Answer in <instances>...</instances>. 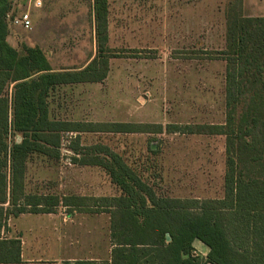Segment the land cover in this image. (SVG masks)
I'll list each match as a JSON object with an SVG mask.
<instances>
[{"label": "trees", "instance_id": "16d2710c", "mask_svg": "<svg viewBox=\"0 0 264 264\" xmlns=\"http://www.w3.org/2000/svg\"><path fill=\"white\" fill-rule=\"evenodd\" d=\"M11 11V0H0V219L53 213L60 205L70 212L73 206L90 210L85 197L26 191L31 158L57 162L62 133L220 135L225 138L220 198L164 194L147 169L102 144L80 149L78 136L71 145L72 161L99 167L118 191L116 196L92 199L95 209L110 214L109 264H264V16H244L242 0L228 1L225 46L219 53L225 61L224 122L163 128L72 122L50 112L56 87L106 78L109 59L116 56L106 48L108 0H93L97 54L80 71H52L39 49L18 51L11 46ZM6 203L9 207L4 208ZM195 241L207 247L203 258L194 254Z\"/></svg>", "mask_w": 264, "mask_h": 264}, {"label": "rangeland", "instance_id": "374dc122", "mask_svg": "<svg viewBox=\"0 0 264 264\" xmlns=\"http://www.w3.org/2000/svg\"><path fill=\"white\" fill-rule=\"evenodd\" d=\"M228 1L109 0L108 44L116 56L110 58L107 79L88 91L92 96L88 97L86 108L76 100L78 111L56 116L95 125L127 123L166 128L169 124H222L225 61L219 53L225 46ZM11 3L14 14L26 10L25 0H11ZM91 5V0H74L76 12L84 17L88 27L91 26ZM28 33L19 28L18 32L9 29L19 48ZM91 52L90 48L74 50V63ZM77 136L80 149L102 144L147 169L156 179V189L164 194L199 199L222 196L224 136L165 131L62 133L57 162L38 156L31 158L26 191L85 197L84 204L90 210L71 207L70 212L60 205L54 211L55 216L30 214L26 217L72 216L78 238L74 242V255L81 260L78 264L90 257L97 260L92 264L107 263L111 251L110 214L104 209H95L92 199L116 196L118 191L99 167L73 163L71 145ZM65 241L62 244L68 243ZM194 251L203 258L207 247L195 241ZM44 256L39 253V258Z\"/></svg>", "mask_w": 264, "mask_h": 264}, {"label": "crops", "instance_id": "0c3cea01", "mask_svg": "<svg viewBox=\"0 0 264 264\" xmlns=\"http://www.w3.org/2000/svg\"><path fill=\"white\" fill-rule=\"evenodd\" d=\"M25 1L27 4L26 10L17 11V13L29 12L31 29L26 31L9 24V29L11 28L13 31L18 32L19 28L22 31L29 32L28 37L24 38L25 42L22 43L21 41L19 43L20 48L17 41L8 34L9 44L18 51H21L23 47L39 49L48 61L52 71L55 72L84 69L97 54L93 0H91L90 27L86 26V21L83 22L84 17L79 15L80 12H76L77 7L74 8V0H40L41 5L39 7H34L29 0ZM109 4L108 0V17ZM242 12L244 16H264V0H242ZM11 13H14V11L12 10ZM107 30L109 31V27ZM118 32L121 37L123 31ZM108 43L109 33L106 48L111 51L112 47ZM88 48L92 49L91 55L74 63V50H86ZM107 76L102 82L98 83L67 84L56 87L50 97V112L55 115L74 114L75 111L79 110L77 109L76 100L86 108L87 99L92 96L88 91L93 89L95 85L103 84ZM66 121L74 122V120ZM41 194H44V192ZM3 206L4 208L9 207L8 203ZM72 208L74 209V206ZM56 209H59V207ZM30 214L35 213H21L15 217L8 215L0 219V257L3 258V260H0V264H78L81 261L74 255V242L78 238L74 234L75 221L72 216L57 219H54V217L46 219L27 218L26 216ZM37 214L56 215L55 212ZM65 239L68 243L62 244ZM196 243L201 244L199 241H196ZM46 249L48 254L45 251ZM39 253H44L45 258H39ZM109 259L106 264H109ZM94 261L97 262L92 257L84 259V262L89 264Z\"/></svg>", "mask_w": 264, "mask_h": 264}, {"label": "built area", "instance_id": "2783aa9c", "mask_svg": "<svg viewBox=\"0 0 264 264\" xmlns=\"http://www.w3.org/2000/svg\"><path fill=\"white\" fill-rule=\"evenodd\" d=\"M33 3L34 7H39L41 5L40 0H29ZM12 15V16H10ZM9 23L12 26L19 27L23 30H30L31 29V20L30 15L28 11H23L17 14H9L8 15ZM195 256L197 255L196 252H194Z\"/></svg>", "mask_w": 264, "mask_h": 264}, {"label": "water", "instance_id": "95a60500", "mask_svg": "<svg viewBox=\"0 0 264 264\" xmlns=\"http://www.w3.org/2000/svg\"><path fill=\"white\" fill-rule=\"evenodd\" d=\"M167 239L169 240L170 238H169V235H167Z\"/></svg>", "mask_w": 264, "mask_h": 264}]
</instances>
